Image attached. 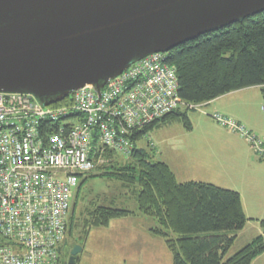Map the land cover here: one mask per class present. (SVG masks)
I'll list each match as a JSON object with an SVG mask.
<instances>
[{"label":"built area","instance_id":"built-area-1","mask_svg":"<svg viewBox=\"0 0 264 264\" xmlns=\"http://www.w3.org/2000/svg\"><path fill=\"white\" fill-rule=\"evenodd\" d=\"M167 52L152 53L97 92L84 85L67 102L44 106L32 95L0 93V264H58L79 176L105 153L130 155L132 135L185 103ZM261 110L264 113V102ZM210 117L264 159V136L216 111Z\"/></svg>","mask_w":264,"mask_h":264},{"label":"water","instance_id":"water-1","mask_svg":"<svg viewBox=\"0 0 264 264\" xmlns=\"http://www.w3.org/2000/svg\"><path fill=\"white\" fill-rule=\"evenodd\" d=\"M261 11L264 0H0V93L49 106L100 92L139 59Z\"/></svg>","mask_w":264,"mask_h":264},{"label":"trees","instance_id":"trees-1","mask_svg":"<svg viewBox=\"0 0 264 264\" xmlns=\"http://www.w3.org/2000/svg\"><path fill=\"white\" fill-rule=\"evenodd\" d=\"M166 58L175 68L178 95L185 103L206 106L245 87L258 86L264 91V11L185 41L167 52ZM67 101L63 98L58 104ZM188 110H175L137 130L132 135L130 155L121 162L112 160L99 174L113 176L124 185H137V210L157 221L158 226L150 232L163 237L172 264H251L264 252V219L259 221L262 233L227 255L237 231L248 220L238 191L205 181H177L168 164L152 161L136 143L142 135L175 117L190 129ZM134 213L125 208L95 206L87 212L83 224L108 226L112 219ZM72 219L68 217L66 234L71 232Z\"/></svg>","mask_w":264,"mask_h":264},{"label":"rangeland","instance_id":"rangeland-1","mask_svg":"<svg viewBox=\"0 0 264 264\" xmlns=\"http://www.w3.org/2000/svg\"><path fill=\"white\" fill-rule=\"evenodd\" d=\"M238 95L242 98L244 97L246 103L251 105L252 110L258 112L260 117L264 119V113L261 111V105L264 101V91L260 87L242 88L238 90ZM214 110L212 104L209 103V105L198 106L187 111V118H189L191 126H194L195 129L191 135L199 134L200 129L195 125V119L198 116L201 121L206 123H209L210 120L214 122L213 118L209 116ZM168 123L171 124V129L180 128L188 131L182 120L177 117L172 122L168 121ZM160 124L158 127L163 125L162 123ZM164 134L167 135L166 130L162 129V127L158 129L156 126L151 132L142 135L141 139L136 141L138 147L144 148L152 161L160 160L161 154L165 152L164 147L166 143L160 142V139L165 138ZM105 155L104 159L100 157L95 159V164L97 163V165L92 172L79 176V183L81 182L79 193L77 196L75 194L72 199V206L74 205V211L71 212L73 227L71 228V232L66 234V245H61L62 252L60 253L58 264H68L69 252L74 245L81 247L77 252L76 257L78 260L75 264H130L133 253H136L137 256L140 254L146 256L145 259L138 261L136 264H172V255H170L163 237L150 232V228L158 226L157 221L150 216L143 215L137 210V185H124L113 176L109 177L99 174L104 171V166L109 165L112 160L114 161L115 159V161L121 162L126 156L118 154L114 150L107 151ZM224 183L222 181V184ZM227 183L224 185H229L230 187L234 185ZM229 186L224 187L230 188ZM244 203L248 207H252V212L264 209V199L247 200ZM100 205L120 209L125 208L135 211V213L123 216L126 217L123 218L125 220L119 218L112 221L110 227H86L83 221L87 217V212L93 207H99ZM259 212L264 213V211ZM257 215H251L252 218L247 220L243 229L237 231L235 242L230 247L227 255L235 253L239 248L249 243L251 239L262 233L259 221L264 219V217L263 215ZM140 230L145 234L141 232L136 233V231ZM86 231H88L87 234H85ZM147 232L151 233V239L148 238ZM0 240L2 239L0 238ZM252 263L264 264V253Z\"/></svg>","mask_w":264,"mask_h":264},{"label":"crops","instance_id":"crops-1","mask_svg":"<svg viewBox=\"0 0 264 264\" xmlns=\"http://www.w3.org/2000/svg\"><path fill=\"white\" fill-rule=\"evenodd\" d=\"M209 103L214 107V111L235 119L255 135L264 136V119L258 112L252 110L251 105L246 103L244 97L238 95V91H231V93L222 95ZM168 121L172 122V119ZM168 121L164 122L162 126H157L158 129L160 127L165 129L167 134H164L165 138L160 139V142L166 143L165 152L161 154L160 160L170 166L177 181H205L220 185L222 188L229 186L224 185L226 182L234 184L229 186V189L237 190L241 196L246 218L250 219L251 215L255 216V214L264 217V213L259 212H263L264 209L255 210L253 213L252 207L250 208L244 203L247 200L264 199V159H260L250 150L246 140L236 132L219 126L215 121V123L211 120L209 123L201 121L199 116L195 119V125L200 129L197 135H191L195 130L194 126H191L188 131L180 128L171 129V124ZM222 181L225 183L222 184ZM73 191L70 200L71 206L72 199L77 192L76 189ZM71 206L68 216H72V213L69 214ZM118 219H112L106 227H110L111 222ZM139 232L144 233L141 230L136 231V233ZM147 233L148 238L151 239V233ZM64 245H66L65 241ZM132 256L130 264H136L146 258L143 254L137 256L136 253H133ZM258 257L254 258L251 264Z\"/></svg>","mask_w":264,"mask_h":264},{"label":"flooded vegetation","instance_id":"flooded-vegetation-1","mask_svg":"<svg viewBox=\"0 0 264 264\" xmlns=\"http://www.w3.org/2000/svg\"><path fill=\"white\" fill-rule=\"evenodd\" d=\"M62 244L64 245V243H62ZM62 244H61V245H62ZM61 245H60V248H61ZM60 252H62V248H61V251H60Z\"/></svg>","mask_w":264,"mask_h":264}]
</instances>
